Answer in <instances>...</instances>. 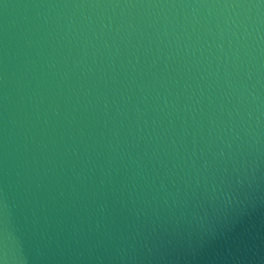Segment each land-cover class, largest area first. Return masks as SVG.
<instances>
[{
    "label": "water",
    "instance_id": "obj_1",
    "mask_svg": "<svg viewBox=\"0 0 264 264\" xmlns=\"http://www.w3.org/2000/svg\"><path fill=\"white\" fill-rule=\"evenodd\" d=\"M0 264H264V0H0Z\"/></svg>",
    "mask_w": 264,
    "mask_h": 264
}]
</instances>
